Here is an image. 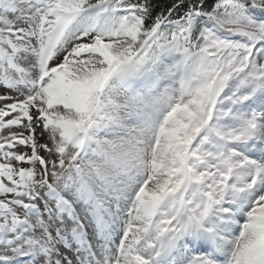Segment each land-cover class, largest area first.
Here are the masks:
<instances>
[{"label": "snow or ice", "instance_id": "snow-or-ice-1", "mask_svg": "<svg viewBox=\"0 0 264 264\" xmlns=\"http://www.w3.org/2000/svg\"><path fill=\"white\" fill-rule=\"evenodd\" d=\"M0 264H264V0H0Z\"/></svg>", "mask_w": 264, "mask_h": 264}]
</instances>
